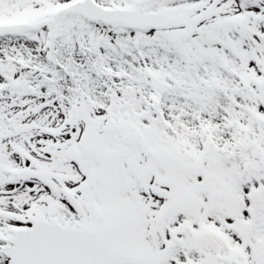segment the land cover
<instances>
[{
    "label": "snow or ice",
    "instance_id": "1",
    "mask_svg": "<svg viewBox=\"0 0 264 264\" xmlns=\"http://www.w3.org/2000/svg\"><path fill=\"white\" fill-rule=\"evenodd\" d=\"M0 264H264V0H0Z\"/></svg>",
    "mask_w": 264,
    "mask_h": 264
}]
</instances>
